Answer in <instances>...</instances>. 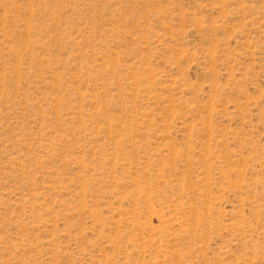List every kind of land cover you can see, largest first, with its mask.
I'll list each match as a JSON object with an SVG mask.
<instances>
[{"label": "rangeland", "instance_id": "1", "mask_svg": "<svg viewBox=\"0 0 264 264\" xmlns=\"http://www.w3.org/2000/svg\"><path fill=\"white\" fill-rule=\"evenodd\" d=\"M0 264H264V0H0Z\"/></svg>", "mask_w": 264, "mask_h": 264}]
</instances>
